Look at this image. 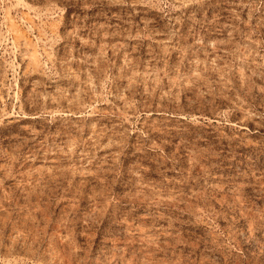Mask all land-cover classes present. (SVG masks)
Listing matches in <instances>:
<instances>
[{
    "label": "rangeland",
    "instance_id": "rangeland-1",
    "mask_svg": "<svg viewBox=\"0 0 264 264\" xmlns=\"http://www.w3.org/2000/svg\"><path fill=\"white\" fill-rule=\"evenodd\" d=\"M0 264H264V0H0Z\"/></svg>",
    "mask_w": 264,
    "mask_h": 264
}]
</instances>
